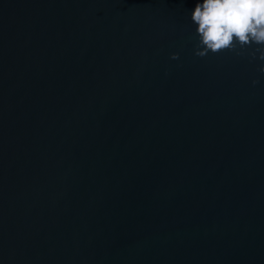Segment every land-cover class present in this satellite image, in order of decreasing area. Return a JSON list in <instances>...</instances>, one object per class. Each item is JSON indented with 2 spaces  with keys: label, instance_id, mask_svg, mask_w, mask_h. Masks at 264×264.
<instances>
[{
  "label": "water",
  "instance_id": "water-1",
  "mask_svg": "<svg viewBox=\"0 0 264 264\" xmlns=\"http://www.w3.org/2000/svg\"><path fill=\"white\" fill-rule=\"evenodd\" d=\"M196 2L0 0V264H264V60Z\"/></svg>",
  "mask_w": 264,
  "mask_h": 264
},
{
  "label": "clouds",
  "instance_id": "clouds-1",
  "mask_svg": "<svg viewBox=\"0 0 264 264\" xmlns=\"http://www.w3.org/2000/svg\"><path fill=\"white\" fill-rule=\"evenodd\" d=\"M190 21L197 36L194 54L256 44V52L264 60V0H197ZM176 58L177 54H172V59ZM260 71L264 72V64Z\"/></svg>",
  "mask_w": 264,
  "mask_h": 264
}]
</instances>
